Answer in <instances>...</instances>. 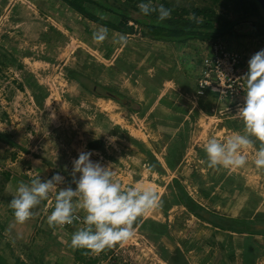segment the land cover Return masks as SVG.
<instances>
[{
    "label": "rangeland",
    "instance_id": "1",
    "mask_svg": "<svg viewBox=\"0 0 264 264\" xmlns=\"http://www.w3.org/2000/svg\"><path fill=\"white\" fill-rule=\"evenodd\" d=\"M101 26L61 0H0V130L15 141L0 138V172L12 174L6 191L15 195L20 183L37 176L64 177L23 224L15 223L9 203H0V247L11 261L20 256L28 264H199L209 243L226 241L230 232L197 216L185 192L228 218L246 220L264 204V168L253 163L262 146L258 139L242 149L246 165L231 170L210 168L204 151L211 138L224 142L244 134L237 118L244 95L224 102L222 116L198 106L201 61L213 49L202 41L169 49L132 35L122 47L114 41L120 33L110 27L105 41H94ZM222 43L243 54L246 64L264 48L263 36L248 22ZM188 59L198 67L191 69ZM85 151L109 166L123 187L152 185L159 203L137 218L130 239L80 258L70 241L83 227V213L78 210L79 221L55 228L46 217L56 194L75 188L73 160Z\"/></svg>",
    "mask_w": 264,
    "mask_h": 264
},
{
    "label": "clouds",
    "instance_id": "2",
    "mask_svg": "<svg viewBox=\"0 0 264 264\" xmlns=\"http://www.w3.org/2000/svg\"><path fill=\"white\" fill-rule=\"evenodd\" d=\"M138 7L145 16L156 13L158 22L170 18L172 13L164 4L155 6L152 0H141ZM108 36L107 26L93 32L96 42H103ZM114 41L123 47L127 45L128 37L120 34ZM243 78L244 99L238 117L243 121L244 134H233L224 142L211 138L204 146L210 168L231 170L245 166L247 156L242 149L253 142L252 137L262 145L256 151L253 163L257 168H264V48L249 58ZM92 155L91 151L81 152L73 160L75 188L67 187L56 194L54 207L46 219L53 228L72 224L81 219L79 210L83 213V227L72 233L70 246L98 253L130 239L134 234V222L158 205L159 193L152 185L137 183L123 187L121 182L114 180L115 173L110 167L93 160ZM63 180L64 177L55 172L47 180L37 176L28 184L20 183L10 201L15 223L23 224L29 220L32 209L46 200L56 184Z\"/></svg>",
    "mask_w": 264,
    "mask_h": 264
},
{
    "label": "trees",
    "instance_id": "3",
    "mask_svg": "<svg viewBox=\"0 0 264 264\" xmlns=\"http://www.w3.org/2000/svg\"><path fill=\"white\" fill-rule=\"evenodd\" d=\"M61 1L83 17L85 16V18L94 22L110 27L119 33H127L129 36L136 33L156 41L173 42L179 45H191L197 40L204 43L222 42L233 35L236 26L245 22L251 23L264 38V9L258 0H212L211 2L210 0H206L205 5L193 4L190 6H182L169 0H152L155 6L164 4L165 7L172 10L171 17L163 22L157 21L156 13L149 16L143 15L138 7L141 0ZM103 14L109 17L106 19L102 16ZM190 61L191 60L188 59L184 61V63L188 64ZM191 66V69H193V67H198L197 65L194 66L192 61ZM172 71L173 70H171V73L173 74ZM78 74L82 75V73ZM72 77L81 83L88 91L92 90L81 78V80H79L75 76ZM92 80L94 86H99L96 80ZM187 83H190V81ZM106 90V94L112 95L114 98H116L114 95H118L111 93L108 89ZM208 94H211L210 97L205 96L200 98L199 104L206 106L207 110H211L217 94L212 92ZM0 138L2 141L7 140L6 142L10 144L15 143V141H11L7 137V134L1 130ZM11 176L12 174L10 171L0 172V203L5 202L10 204L13 198V194L6 191V185L10 181ZM185 196L187 197L189 206L195 211V214L211 222L216 227L223 230H235L239 232L254 230L250 229V223H245L243 222L244 220L228 218L210 212L207 208L198 204L187 192H185ZM11 213L13 214L12 208ZM0 227L3 226L0 224ZM1 238L2 237H0V239ZM85 251L87 252L89 250L76 249V253L80 258L84 257ZM10 256L11 255H9V257ZM9 257L0 247V264H28V262L20 256H15L14 261H11Z\"/></svg>",
    "mask_w": 264,
    "mask_h": 264
},
{
    "label": "built area",
    "instance_id": "4",
    "mask_svg": "<svg viewBox=\"0 0 264 264\" xmlns=\"http://www.w3.org/2000/svg\"><path fill=\"white\" fill-rule=\"evenodd\" d=\"M205 46H211L213 49L210 55L204 56L202 61L200 59L202 66L194 98L199 101L210 92L216 93L211 110L221 116L226 115V110H222L221 105L244 95L243 77L248 70V62L246 64L243 54L228 49L222 42H205Z\"/></svg>",
    "mask_w": 264,
    "mask_h": 264
},
{
    "label": "crops",
    "instance_id": "5",
    "mask_svg": "<svg viewBox=\"0 0 264 264\" xmlns=\"http://www.w3.org/2000/svg\"><path fill=\"white\" fill-rule=\"evenodd\" d=\"M126 35L131 38L132 35L136 36L140 34L133 33L129 36V34L126 33ZM141 38L143 39L141 40L142 42L145 41L149 44L156 42L162 48L170 47L169 49H176V47H179V44L173 42L156 41L143 36ZM184 92H186V96H190L191 94V92L187 90ZM197 104L199 106V101H197ZM261 205L258 207L254 206L253 212H255V215L252 214L246 220L239 216L237 218L235 216L232 217L244 220L243 222L245 223H250V229L254 230H247L244 232L235 230L229 231L230 235L226 236V241L225 238L224 240L219 238L216 239L214 243L210 242L207 251H205L204 261L199 262V264H220L221 262V264H264V216L259 214L260 211L264 212V208H262L264 204ZM226 233H228V230Z\"/></svg>",
    "mask_w": 264,
    "mask_h": 264
},
{
    "label": "water",
    "instance_id": "6",
    "mask_svg": "<svg viewBox=\"0 0 264 264\" xmlns=\"http://www.w3.org/2000/svg\"><path fill=\"white\" fill-rule=\"evenodd\" d=\"M260 3H261V5H262V7H263V9H264V0H258ZM114 96H116V98H118V99H120V100H123V101H125L123 98H121L119 95H114Z\"/></svg>",
    "mask_w": 264,
    "mask_h": 264
}]
</instances>
